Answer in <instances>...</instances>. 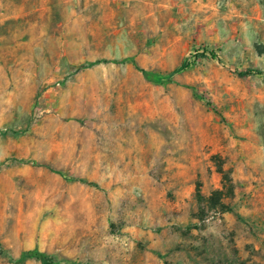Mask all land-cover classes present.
Returning a JSON list of instances; mask_svg holds the SVG:
<instances>
[{
	"label": "rangeland",
	"instance_id": "obj_1",
	"mask_svg": "<svg viewBox=\"0 0 264 264\" xmlns=\"http://www.w3.org/2000/svg\"><path fill=\"white\" fill-rule=\"evenodd\" d=\"M30 251L264 264V0H0V264Z\"/></svg>",
	"mask_w": 264,
	"mask_h": 264
},
{
	"label": "trees",
	"instance_id": "obj_2",
	"mask_svg": "<svg viewBox=\"0 0 264 264\" xmlns=\"http://www.w3.org/2000/svg\"><path fill=\"white\" fill-rule=\"evenodd\" d=\"M211 55L213 58L217 57L215 52H211ZM96 63H109V61H98ZM111 63H118V62L112 61ZM91 65H93V64H91ZM143 75L147 80H149L152 83H165V82H168L172 78V75L160 76L158 74L145 72V71H143ZM196 97L198 99L202 100L207 106H209V107L213 108L215 111H217L216 108H214L212 102H210L206 98L199 96V95H196ZM55 172L66 178V176L63 173L57 172V171H55ZM22 258H35V259L39 260L42 264H53L47 255H45L41 252H38V251H30V252L24 253L22 255Z\"/></svg>",
	"mask_w": 264,
	"mask_h": 264
}]
</instances>
